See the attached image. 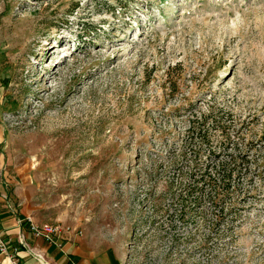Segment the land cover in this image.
I'll use <instances>...</instances> for the list:
<instances>
[{
  "label": "rangeland",
  "instance_id": "1",
  "mask_svg": "<svg viewBox=\"0 0 264 264\" xmlns=\"http://www.w3.org/2000/svg\"><path fill=\"white\" fill-rule=\"evenodd\" d=\"M0 211L123 264H264V0H0Z\"/></svg>",
  "mask_w": 264,
  "mask_h": 264
},
{
  "label": "crops",
  "instance_id": "2",
  "mask_svg": "<svg viewBox=\"0 0 264 264\" xmlns=\"http://www.w3.org/2000/svg\"><path fill=\"white\" fill-rule=\"evenodd\" d=\"M24 214H7L0 211V235L8 243L9 251L18 257L19 264H42L40 255L48 264H123L121 257L109 253L110 246L98 247L88 237L68 234L56 239L53 244L37 239L29 232ZM36 223L42 225L35 220ZM25 240L24 246L20 237ZM18 251V254L15 251ZM1 264H11L9 259L1 260Z\"/></svg>",
  "mask_w": 264,
  "mask_h": 264
},
{
  "label": "built area",
  "instance_id": "3",
  "mask_svg": "<svg viewBox=\"0 0 264 264\" xmlns=\"http://www.w3.org/2000/svg\"><path fill=\"white\" fill-rule=\"evenodd\" d=\"M24 221H26V224L29 228V232L32 234L34 238L37 239H43L49 244H53L56 241V239L62 238L64 235L68 234H76L79 236H82V232L76 228L66 226L60 223H46V224H38L36 223L32 218H27ZM21 244L24 246H27L25 244L24 238L21 236L20 237ZM9 248H8V243L6 240H0V253L1 254H8ZM18 254V251H15ZM10 259V258H9ZM38 260L42 264H48L40 255H38ZM12 264H19V260H11Z\"/></svg>",
  "mask_w": 264,
  "mask_h": 264
},
{
  "label": "bare ground",
  "instance_id": "4",
  "mask_svg": "<svg viewBox=\"0 0 264 264\" xmlns=\"http://www.w3.org/2000/svg\"><path fill=\"white\" fill-rule=\"evenodd\" d=\"M65 41V37H63L62 39H61V42L63 43ZM63 46V44L62 45H60L59 46V48H61ZM52 47H51V43H49V42H47L44 46H41L40 47V50H37L36 52H35V55H40L41 54V52L42 53H44V52H47V51H52ZM41 51V52H40ZM65 57L66 56H63L62 57V59H61V61H59L58 63H60V62H62L64 59H65ZM58 75V67L56 66V70L53 72V73H51V74H49V76H47V77H44L42 80H43V82H49V81H52V80H54L55 79V77ZM48 89L47 88H43L42 89V91L41 92H39V94H43L45 91H47ZM56 92V91H55ZM73 93H75V91L73 90V89H68L67 90V92L65 93V95L61 98V100H60V104H61V106H63L66 102H68L69 100H70V98H71V96H72V94ZM38 94V95H39ZM57 94V93H56ZM39 97V96H38ZM9 259V258H8ZM9 261H10V259H9ZM10 263L12 264V262L10 261Z\"/></svg>",
  "mask_w": 264,
  "mask_h": 264
},
{
  "label": "trees",
  "instance_id": "5",
  "mask_svg": "<svg viewBox=\"0 0 264 264\" xmlns=\"http://www.w3.org/2000/svg\"><path fill=\"white\" fill-rule=\"evenodd\" d=\"M234 171H229L228 173H226V175H224V177L222 178L220 184L217 182V181H212L211 180L209 181V184L210 185V193L216 195V194H219V192H222L223 194L225 193H229L230 189L228 186L229 184L231 183V180L233 179L234 177ZM202 191V195L203 193H205V189H202L200 190V192Z\"/></svg>",
  "mask_w": 264,
  "mask_h": 264
}]
</instances>
